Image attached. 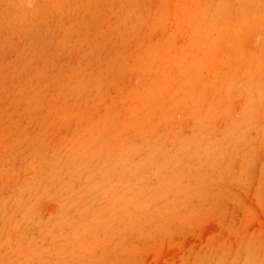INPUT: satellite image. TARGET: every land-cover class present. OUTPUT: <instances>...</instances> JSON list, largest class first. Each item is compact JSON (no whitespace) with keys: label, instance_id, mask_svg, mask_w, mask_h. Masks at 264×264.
Returning <instances> with one entry per match:
<instances>
[{"label":"rangeland","instance_id":"obj_1","mask_svg":"<svg viewBox=\"0 0 264 264\" xmlns=\"http://www.w3.org/2000/svg\"><path fill=\"white\" fill-rule=\"evenodd\" d=\"M0 264H264V0H0Z\"/></svg>","mask_w":264,"mask_h":264}]
</instances>
